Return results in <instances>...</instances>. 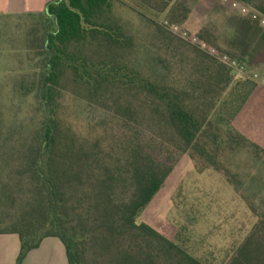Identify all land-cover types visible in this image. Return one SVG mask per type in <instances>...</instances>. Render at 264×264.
<instances>
[{"label": "trees", "instance_id": "obj_1", "mask_svg": "<svg viewBox=\"0 0 264 264\" xmlns=\"http://www.w3.org/2000/svg\"><path fill=\"white\" fill-rule=\"evenodd\" d=\"M237 1L264 16L260 0ZM175 2L57 0L43 13L0 15V235L19 237L16 264L47 238L63 243L68 264H204L138 222L185 155L221 173L258 218L227 264H264L260 193L226 157L251 154L264 170V89L175 34L188 13ZM242 19L234 36L253 59L264 28ZM191 35L226 54L206 30ZM139 48L149 76L127 64ZM70 90L85 129L63 116Z\"/></svg>", "mask_w": 264, "mask_h": 264}, {"label": "rangeland", "instance_id": "obj_2", "mask_svg": "<svg viewBox=\"0 0 264 264\" xmlns=\"http://www.w3.org/2000/svg\"><path fill=\"white\" fill-rule=\"evenodd\" d=\"M260 2L264 3V0ZM176 3L183 4L188 11L187 19L177 24L179 30L191 34L206 30L214 39L215 47L234 59L243 60V52L249 49L243 44L240 34L234 36L239 22L243 20L239 13L213 0H176ZM127 18L136 23L133 16ZM166 21L171 22L172 19L167 15L159 17V23ZM142 29L140 26V32L135 33L137 40L147 42L146 32ZM180 49V52L189 58L197 55L188 45L182 44ZM136 51V54L128 58V66L138 68L144 76L151 75L150 57L143 48ZM164 57L167 58L166 55ZM245 60L250 71L264 78V51L255 53L253 59L246 57ZM172 63L174 73L178 72L177 61ZM183 66H187L186 62ZM234 76L236 81L250 79L247 76ZM257 87L259 88L258 83ZM63 116L74 125L86 128L89 117L87 110L84 103L73 96L71 90L67 93ZM139 123L143 124L142 119ZM226 157L232 158L230 169L234 173L252 175L253 188L256 193H260L255 203L259 206L264 205V170L260 168V163L253 155L245 152ZM257 221L258 218L251 212L247 203L221 173L214 169L199 172L190 157L185 155L181 157L166 184L142 213L138 222L149 225L204 264H227ZM11 239H15L14 243L10 242ZM0 240L8 241L2 245L0 264L14 263L15 255L18 254L16 247L17 245L20 247L18 237L0 236Z\"/></svg>", "mask_w": 264, "mask_h": 264}, {"label": "crops", "instance_id": "obj_3", "mask_svg": "<svg viewBox=\"0 0 264 264\" xmlns=\"http://www.w3.org/2000/svg\"><path fill=\"white\" fill-rule=\"evenodd\" d=\"M57 0H0V15H23L27 13H43L47 9L49 2ZM228 9V6L225 5ZM232 10V9H230ZM234 11V10H232ZM236 12V11H234ZM238 13V12H236ZM243 17L242 15H240ZM264 85H259V89H263ZM0 236H17V235H0ZM18 237V236H17ZM14 243L15 239H11ZM19 240V237H18ZM8 241L0 240V253L3 243ZM20 242V240H19ZM21 250L17 245L15 258L16 261L10 264H16ZM21 264H68L66 250L63 243L58 238H47L43 240L39 248L32 250L27 254Z\"/></svg>", "mask_w": 264, "mask_h": 264}, {"label": "built area", "instance_id": "obj_4", "mask_svg": "<svg viewBox=\"0 0 264 264\" xmlns=\"http://www.w3.org/2000/svg\"><path fill=\"white\" fill-rule=\"evenodd\" d=\"M222 4L228 6L230 9L238 12L243 17L250 18L264 28V16L254 11L249 6L237 1V0H219ZM165 25H168L165 22ZM171 30L177 34L180 38L190 42L191 44L197 46L201 50L207 52L209 55L216 57L221 63L226 65L234 75L237 76H247L251 80L255 81L259 85H264V78L260 77L259 74L252 72L248 69V66L241 62L240 60L234 59L227 54H221L214 47L209 46L205 42L199 41L197 37L191 35L187 31H181L177 26L171 27Z\"/></svg>", "mask_w": 264, "mask_h": 264}]
</instances>
